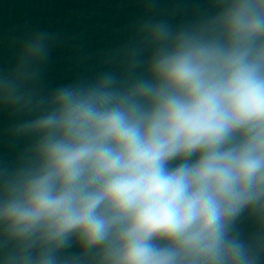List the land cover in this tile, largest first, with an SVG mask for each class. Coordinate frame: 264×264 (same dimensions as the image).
<instances>
[{"label": "clouds", "instance_id": "1", "mask_svg": "<svg viewBox=\"0 0 264 264\" xmlns=\"http://www.w3.org/2000/svg\"><path fill=\"white\" fill-rule=\"evenodd\" d=\"M210 6L143 0L106 70L55 87L61 34L8 39L0 264H264V0Z\"/></svg>", "mask_w": 264, "mask_h": 264}, {"label": "water", "instance_id": "2", "mask_svg": "<svg viewBox=\"0 0 264 264\" xmlns=\"http://www.w3.org/2000/svg\"><path fill=\"white\" fill-rule=\"evenodd\" d=\"M157 18L172 24L194 19L211 11L210 0H160ZM182 11L173 15V9ZM143 0H0V65L13 55L8 39L36 30L58 32L64 43L57 46L47 68L46 83L55 87L82 76L106 70L102 54L117 47L131 35L134 22L143 16ZM18 118L0 112V159L11 162L26 141H13L8 128ZM245 236L254 230L251 220L239 225ZM70 252L79 249L73 247Z\"/></svg>", "mask_w": 264, "mask_h": 264}]
</instances>
